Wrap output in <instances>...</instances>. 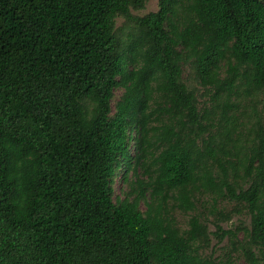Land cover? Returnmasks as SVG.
I'll use <instances>...</instances> for the list:
<instances>
[{"label": "trees", "instance_id": "1", "mask_svg": "<svg viewBox=\"0 0 264 264\" xmlns=\"http://www.w3.org/2000/svg\"><path fill=\"white\" fill-rule=\"evenodd\" d=\"M145 3L0 0V264H264V0Z\"/></svg>", "mask_w": 264, "mask_h": 264}, {"label": "rangeland", "instance_id": "2", "mask_svg": "<svg viewBox=\"0 0 264 264\" xmlns=\"http://www.w3.org/2000/svg\"><path fill=\"white\" fill-rule=\"evenodd\" d=\"M159 8V0H146L145 6L142 9H133V13L136 15H144L150 11H154L157 10ZM124 23V18L119 17L117 19V25L121 26ZM187 75H189V70H186ZM193 82V81H192ZM194 83V82H193ZM197 88H198V92L201 94L200 95V99L202 102H208L210 101L209 98V94L208 92H206L204 90V88L201 85H198L197 83H195ZM123 92L122 88L117 89L116 91V98H118V96L121 95V93ZM263 104H259L258 108H263ZM163 120H166V116L163 117ZM155 124H160V121H155ZM141 174L139 176L140 179L142 180H147V175L143 172V170L141 169ZM122 172V169L119 168L118 170V174L120 175V173ZM122 183L120 181V178L117 181L116 184V194L121 195L122 197L126 194V191L131 190V192L133 193V195L136 194V192H138V183L136 181H134V183H132L131 185H124L123 189H121ZM124 191V192H123ZM212 197L211 195L208 196L206 194H202L200 195V200L197 201V208L195 211H184L179 209L177 206H174L172 201L169 204V211H170V215L174 217V219L176 220V222L179 224V226L182 229H185L188 227V221L189 218L192 214H194L195 212L199 213L203 218H205V220L207 221L208 225H209V229L211 231H215L217 229L215 222L217 220L216 218V211H214V208L212 206ZM235 203L233 201H229L227 199H219V201L217 202V207L219 209H223V210H230L233 209ZM141 208L145 209L146 205L144 204V202H141ZM215 212V213H214ZM220 224L223 228L225 229H229L232 228L234 229L236 226L241 225V224H247L250 225V216L246 214L245 211H241L240 213H233L231 215V218L229 220L223 219L220 221ZM240 235H242V231L239 233ZM231 248V244L229 241V237L225 236V238L220 242L218 236H216L215 234L211 235V242L208 248H206V253L207 254H212L213 257H223L225 255L226 252H228ZM234 253V257L236 258L235 261L237 263L243 264L244 259L243 258H239L237 257V252L233 251Z\"/></svg>", "mask_w": 264, "mask_h": 264}]
</instances>
